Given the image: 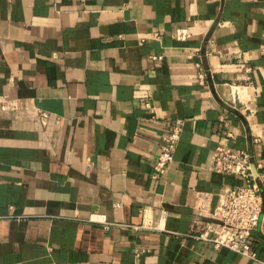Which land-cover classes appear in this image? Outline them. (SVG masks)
Returning <instances> with one entry per match:
<instances>
[{
    "label": "crops",
    "instance_id": "1",
    "mask_svg": "<svg viewBox=\"0 0 264 264\" xmlns=\"http://www.w3.org/2000/svg\"><path fill=\"white\" fill-rule=\"evenodd\" d=\"M220 143L264 171V0H0V264H264V211L256 260L196 238Z\"/></svg>",
    "mask_w": 264,
    "mask_h": 264
},
{
    "label": "built area",
    "instance_id": "2",
    "mask_svg": "<svg viewBox=\"0 0 264 264\" xmlns=\"http://www.w3.org/2000/svg\"><path fill=\"white\" fill-rule=\"evenodd\" d=\"M174 36L178 40L188 37L184 29H177ZM249 73L250 69L247 68L240 81L227 84V106L245 118L253 113L245 102V91L251 84ZM198 78H203L202 72ZM181 131L182 122L176 120L170 131L162 137L159 153L153 164V179L159 180L165 175L173 161ZM250 160V153L246 150L233 149L222 143L215 147L211 169L216 173L238 176L244 183L223 190L213 211L206 213L203 207L196 209L197 215L210 220L196 238L210 242L215 249L226 248L256 260V255L251 251L250 238L264 211V171L261 165H257V174L253 175ZM100 222L104 228L108 227L105 219Z\"/></svg>",
    "mask_w": 264,
    "mask_h": 264
},
{
    "label": "water",
    "instance_id": "3",
    "mask_svg": "<svg viewBox=\"0 0 264 264\" xmlns=\"http://www.w3.org/2000/svg\"><path fill=\"white\" fill-rule=\"evenodd\" d=\"M252 172H253V173H256V171H255V168H254V167H252Z\"/></svg>",
    "mask_w": 264,
    "mask_h": 264
}]
</instances>
